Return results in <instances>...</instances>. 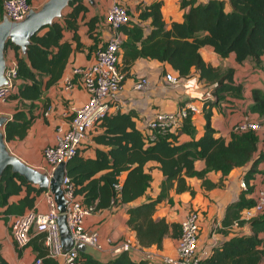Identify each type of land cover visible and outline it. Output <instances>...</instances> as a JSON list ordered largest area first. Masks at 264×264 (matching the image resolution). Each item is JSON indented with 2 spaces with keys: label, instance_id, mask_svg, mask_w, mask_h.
I'll use <instances>...</instances> for the list:
<instances>
[{
  "label": "trees",
  "instance_id": "1",
  "mask_svg": "<svg viewBox=\"0 0 264 264\" xmlns=\"http://www.w3.org/2000/svg\"><path fill=\"white\" fill-rule=\"evenodd\" d=\"M2 2L0 0V19ZM226 3L228 10H224ZM88 4L86 0H69L61 17L30 37L24 55L18 46L6 42L5 50H12L15 61L14 87L7 99L16 100L10 117L3 124L6 142L22 138L35 117L36 108L45 110L48 107L43 90L60 77L71 50L85 48L89 52L101 41L98 27L104 16H86ZM161 4L162 0L137 3L136 19L130 17L118 27L123 34L118 65L123 72L134 59L144 57L168 63L177 77L188 76L191 69L197 71L199 78L212 84L214 95L212 100L203 104L202 133L194 138L195 127L187 114L172 128L155 129L150 140L136 128L133 111H116L105 114L98 123L101 131L91 136L103 147L95 146L91 157L76 151L65 165V174L73 183L74 192L81 196L83 204L91 205L95 211L142 196L151 181L150 167H145V163L148 160L157 162L163 175L157 194L126 207V224L134 230L136 241L142 247L161 246L169 225L163 218H153L152 212L161 200L172 202L170 188L175 192L188 190L193 194L185 181L186 176H195L204 188H212L217 183L206 178L207 172L219 171L223 176L232 167L248 164L242 175L247 183L257 171V164L264 161V149L257 147L260 139L256 130H231L227 139L215 135L210 125V106L222 99L227 100L226 96H241L243 86L240 82H233L232 67H214L205 62L198 51L200 46L209 45L221 57L233 52L236 62L248 60L264 71L261 59L264 54V0H179L182 18L172 20L168 26L162 19ZM80 18L86 27V35L93 41L89 46L78 40L76 30ZM66 31L71 33L70 39L63 37ZM250 95L248 109L264 120V89L251 88ZM179 133H186L190 138L179 142ZM195 159H203L204 167L195 169ZM122 172L124 177L120 179ZM22 188L24 194L16 202L8 201L11 194ZM43 190L6 167L0 174V213L20 214L24 208L33 209L35 196ZM248 192L250 189H242L237 199L225 206L217 230L226 236L236 221V226L246 222L249 231L235 233L212 245L201 258L203 264H259L264 260V209L246 221L239 219L241 209L253 202L245 195ZM170 227L171 235L177 238L179 222L171 223ZM43 237V232H33L28 239L27 244L35 250L34 259L39 258V264H58L57 259L47 255ZM76 251V264H161L144 258L131 259L127 251H121L104 262L84 249L76 248ZM0 264H7L1 253Z\"/></svg>",
  "mask_w": 264,
  "mask_h": 264
},
{
  "label": "crops",
  "instance_id": "2",
  "mask_svg": "<svg viewBox=\"0 0 264 264\" xmlns=\"http://www.w3.org/2000/svg\"><path fill=\"white\" fill-rule=\"evenodd\" d=\"M43 1L44 0H29L33 8L39 7ZM117 1L126 6L130 17L134 20L137 14L136 4L148 3L151 0ZM94 2L95 6L90 3L87 5L88 12L85 13L86 16L91 14L104 16V12L112 0H95ZM228 9L229 5L226 3L224 10ZM182 11L183 9L179 7V0H162L160 12L166 26H168L172 20H181ZM78 22L79 25L76 32L79 42L84 46L91 45L93 41L86 35V27L83 24V19L81 20L80 18ZM110 32L111 30L106 23L101 21L98 27L101 40L106 38ZM63 37L70 39L71 33L66 31ZM71 44L73 47L74 42ZM198 51L203 60L214 67H220L221 69L232 67L233 82H240L243 86L241 96H226L227 103L217 102L210 106V125L214 129L215 135H221L227 139L232 125L243 116H247L258 120L260 123V128L256 130L258 138L260 139L257 147L263 150L264 120L262 117L258 116L256 112L250 111L248 105L251 101V88L264 89V71L252 65L248 60L236 62L233 52L228 53L226 57H221L217 55L209 45L200 46ZM6 59L7 61L12 59V50L10 48L6 49ZM92 59L93 49L89 52H87L85 48L83 50L72 49L67 57L60 77L43 90V96L48 101V107L45 110L42 107L36 108L35 117L27 127L22 138L11 139L9 142H6V144H17L14 150L8 145L7 146L12 153L40 171H43L45 166L41 157V148L43 145L52 141L55 125L67 120L70 116L71 108L80 105L88 96L87 92L77 81H75L74 87L72 88L68 89L63 87L64 78L65 76L71 75L72 66L83 65L92 61ZM261 59L264 67V54L261 56ZM123 72L124 76L121 81L117 100L115 101V105L110 107L108 114L116 111H133L134 115L132 119L136 128L141 131L144 119L150 115L153 110L174 111L184 101H192L193 103L201 105V111L190 114V118L195 127L194 138L202 133L204 124L203 104L208 99L212 100L213 94L212 84L208 83L203 78H199L197 71L191 69L188 76L178 77V82L172 83L164 78V73L166 72H172L176 75V72L168 63L158 61L155 58L138 57L134 59L129 68ZM140 76H144L146 82L140 88H136L133 86V83ZM259 78H261V80ZM205 89L208 90V95L204 97L201 93H203ZM38 104L41 105V103ZM15 105L16 100L11 98L0 103V114H7L10 116ZM224 105H228L230 108H226ZM99 131H101V129L97 123L87 131L77 151L84 156L91 157L94 155L95 146L98 145L103 147L102 145L96 144L91 139V136ZM189 138L190 136L186 133H179L177 136L179 142ZM247 166L248 164L232 167L223 176L219 171L207 172L206 178L211 182L217 183V185L212 188H204L200 184V180L195 176H186L185 181L191 186L193 194H190L188 190L175 192L173 188H170L169 195L172 198V202L168 203L166 200H161L156 204L152 212L153 218H163L169 225L167 233L162 238L161 246L156 247L153 244L147 247L140 246L138 250L129 252V257L137 260L142 250L155 251L164 255L171 254L173 252L176 237L171 235L170 224L178 223L188 210L192 208L197 209L200 215V229L197 242L198 248H202L211 242L217 243L219 240L226 239L228 236L235 233L248 232L249 226L246 222L240 226L232 225L226 236L222 235L217 229L213 230V221L220 222L225 206L236 200L239 192L242 190L239 186V179L242 178ZM145 167H150L151 181L149 187L142 196L121 205L95 210L84 218L85 226L96 229L101 240V249H93L85 246L84 250L101 262L112 257L110 255V245L105 241L106 237L112 239H117L125 235H132L135 237L134 230L126 224V207L143 201L147 196L154 197L159 190V183L163 175L157 167V162L148 160L145 163ZM193 167L195 169L203 168V159H195L193 161ZM263 171L264 161H260L257 164V171L248 178V182L246 183L249 189L254 185H259ZM123 177L124 172L120 174V179ZM248 193L245 195L249 196ZM23 194L24 189L22 188L18 193L11 194L8 197V201L16 202ZM32 208L37 211L46 210L47 203L43 191L35 196ZM27 209L31 208H24V211ZM12 214L13 213L4 215L0 213V253L7 264H31L35 257V250L32 248V245L25 244L23 246H18L13 242L10 236L8 223ZM214 214L216 217H214ZM213 217L215 219H213ZM32 233L33 232H31V234ZM57 262L61 264L60 259H57Z\"/></svg>",
  "mask_w": 264,
  "mask_h": 264
},
{
  "label": "built area",
  "instance_id": "3",
  "mask_svg": "<svg viewBox=\"0 0 264 264\" xmlns=\"http://www.w3.org/2000/svg\"><path fill=\"white\" fill-rule=\"evenodd\" d=\"M30 8L33 7L28 0H3L2 2V13L11 20L20 19ZM129 18L126 6L117 0H112L104 12V22L111 30L110 34L93 49L92 61L72 66L71 75L65 76L63 87L72 88L77 81L88 96L80 105L71 108L67 120L55 125L52 141L41 148V157L45 164L43 171L48 176L58 162L66 161L77 151L87 131L99 123L101 118L108 114L110 107L115 105L124 76L118 65L119 43L123 38L118 27L125 24ZM4 74L7 83L0 86V103L7 100L8 93L14 87L12 86L15 78L13 59L7 61ZM164 78L172 83L178 82V77L172 72L164 73ZM145 82V77L140 76L134 81L133 86L140 88ZM199 111H201V105L192 101H184L174 111L155 109L144 119L141 132L151 140L155 129L172 128L187 114ZM259 128L258 120L243 116L232 125L231 130L243 131ZM239 186L241 189H249L242 178L239 179ZM61 188L66 199L65 222L73 244L81 242L87 247L101 249V240L97 230L85 226L84 223V218L93 212L92 206L81 202V196L74 192V185L66 174L62 177ZM43 193L47 203L46 210L27 209L20 214H12L8 223L10 236L16 245L23 246L27 244L31 232H43V244L47 248L48 256L60 259L61 264H76V248L74 246L67 250L62 248L56 220L59 211L52 195L47 189H44ZM248 194L253 202L239 212V219L245 221L264 209V174H261L259 185L252 186ZM236 224L237 222L234 221L233 226ZM213 227V229L220 227V222L214 220ZM199 229L200 215L197 209L192 208L179 221V235L175 239L171 254L164 255L155 251L142 250L139 258L161 264H203L201 258L216 243L211 242L198 248ZM105 241L110 245L111 256L121 251L129 253L140 248L132 235L117 239L106 237ZM39 262V258H35L33 263L39 264Z\"/></svg>",
  "mask_w": 264,
  "mask_h": 264
},
{
  "label": "water",
  "instance_id": "4",
  "mask_svg": "<svg viewBox=\"0 0 264 264\" xmlns=\"http://www.w3.org/2000/svg\"><path fill=\"white\" fill-rule=\"evenodd\" d=\"M87 1L95 6L94 0ZM68 2L69 0H44L39 7L30 8L17 20H11L2 13L0 19V86L7 83L4 74L7 65L6 42L9 41L18 46L20 53L24 55L30 37L43 26L49 25L53 20L61 17L62 10ZM9 117L7 114H0V174L3 169L9 167L11 172L21 175L27 182L47 189L59 211L56 220L62 248L67 250L74 246L84 249L85 245L81 242L73 244L65 222L64 206L66 199L63 196L61 180L65 174L66 161L58 162L48 176L45 171H40L12 153L6 144L3 132V124Z\"/></svg>",
  "mask_w": 264,
  "mask_h": 264
},
{
  "label": "rangeland",
  "instance_id": "5",
  "mask_svg": "<svg viewBox=\"0 0 264 264\" xmlns=\"http://www.w3.org/2000/svg\"><path fill=\"white\" fill-rule=\"evenodd\" d=\"M87 1V0H86ZM129 13V12H128ZM260 80H261V78H259ZM207 89H205V91L203 92V93H201V95H204V97H205V95H208V93H207ZM200 94V93H199ZM203 97V96H202ZM213 97H214V95H213ZM228 101H226V100H223L222 99V101H219L218 103H227ZM224 107H226V108H230V106H228V105H224ZM7 145L12 149V150H14L16 147H17V144L16 145H13V143H7ZM215 215V214H214ZM214 217H216V215L214 216ZM213 217V219H215ZM212 221V220H211ZM218 227H215V229H217ZM212 229V228H211ZM214 230V229H213ZM217 231V230H216ZM259 264H264V260L263 261H261Z\"/></svg>",
  "mask_w": 264,
  "mask_h": 264
}]
</instances>
